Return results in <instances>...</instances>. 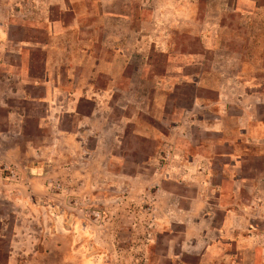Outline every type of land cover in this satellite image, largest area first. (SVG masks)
I'll return each mask as SVG.
<instances>
[{"label":"rangeland","instance_id":"1","mask_svg":"<svg viewBox=\"0 0 264 264\" xmlns=\"http://www.w3.org/2000/svg\"><path fill=\"white\" fill-rule=\"evenodd\" d=\"M162 1L0 0V264H199L163 216L196 191L177 157L208 158L207 189L222 182L211 156L227 148L204 128L242 113L216 101L264 98V67L212 55L206 22L240 16L221 0H188L185 18ZM230 29L222 47L242 50L248 28Z\"/></svg>","mask_w":264,"mask_h":264},{"label":"crops","instance_id":"2","mask_svg":"<svg viewBox=\"0 0 264 264\" xmlns=\"http://www.w3.org/2000/svg\"><path fill=\"white\" fill-rule=\"evenodd\" d=\"M218 4L217 9L221 16L225 13L226 18H230L229 11L241 16L237 15V21L233 23L245 24L248 28L244 38H239L247 45L239 51L229 47L223 48V40L232 36L230 25L233 23L210 17L212 20L207 21L206 25L212 29V41L215 43L211 50L212 55L232 58V62L225 61L227 64L233 63L235 57H241L243 59L238 62L244 68L247 65L264 67V35L255 32L253 28L256 23H264V0H234V3L221 0ZM162 5L165 9L177 11L183 18L186 17L185 10L190 7L188 0H163ZM226 28L229 29L227 32ZM256 41L259 45L255 44ZM246 80L249 79L243 82ZM262 98L259 95L238 98L236 102H224L221 99L214 103L220 104L221 107L224 104L237 103L242 109L240 114H215V123L204 128L206 132L218 137L216 140L220 146L227 148L221 152L212 150L211 161L215 159L213 156L227 160L219 165L224 172L220 184L207 189L209 182L206 171L209 166L203 161L208 158L202 157L199 161L193 156L189 157L191 164L188 166L183 165L181 155L177 157L182 169L188 173V182L195 183L196 191L184 197L188 200L185 207L170 201V208H164L163 216L185 225L186 240L183 241V247L202 254L199 264H264V227L252 224L253 216L264 217V204L262 207L259 205V210H254V205L261 204L264 200V177L247 174L255 170L254 165L250 163L252 158H264V114L257 110L254 112L255 108L264 104ZM225 118L236 122V128L232 131L237 132L231 139L228 137L230 128L224 123ZM248 160L250 162L245 164ZM1 180L4 185L7 184L3 178ZM244 189H248L252 196V202L248 204L244 200ZM165 203L167 202L163 199L161 204ZM249 253L252 255L249 256Z\"/></svg>","mask_w":264,"mask_h":264}]
</instances>
